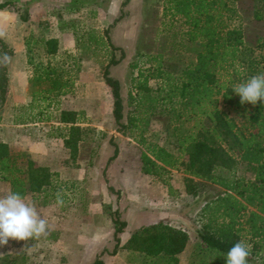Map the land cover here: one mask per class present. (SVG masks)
<instances>
[{"label":"rangeland","instance_id":"rangeland-1","mask_svg":"<svg viewBox=\"0 0 264 264\" xmlns=\"http://www.w3.org/2000/svg\"><path fill=\"white\" fill-rule=\"evenodd\" d=\"M124 1L54 0L47 10L50 14H40V11L30 14L28 2L0 0V3H10L0 10V31L5 33L0 38L8 44L11 37L16 41L14 57L7 66V95L3 102L0 99V142L6 143L11 153H23L38 166L57 173L56 190L63 199L62 205L42 206L40 197L27 196L26 202L34 204L47 219L48 230L26 241L10 239L7 245L0 247V258L23 255L27 264H90L102 251L112 250L113 224L105 209L110 206L112 210H119L129 230L159 221L170 212V223L184 227L190 237L188 246L179 255V264H190L192 260L198 243L195 233L202 222L199 219L202 204L219 195L221 190L206 184L199 197L194 198L185 191L183 173L173 170L164 174L162 180H138L139 154L143 148L116 132L113 99L102 78L112 54L115 52L119 59L124 52L125 58L109 71L121 84L126 114L131 77L137 76L138 69L156 65L154 61L144 63L145 59L159 56L163 67L171 71L174 66L190 60V56L179 52L184 49V36L179 32L174 34L183 26L179 22L171 26L167 15L156 14L158 6L153 5L152 0H129L123 6ZM68 9L78 14H64ZM21 14H28L26 23L21 22ZM58 28L65 32L60 39L54 35ZM53 36L59 39L56 53L47 55L39 40ZM46 61L58 67L65 78L72 81L73 88L64 96L54 97L55 93H49L48 102L39 99L34 102V92L48 88L47 84L38 88L31 81L35 75L34 66L39 62L45 65ZM135 63L137 68H131ZM220 76V80H227L225 73ZM27 81L29 85L25 91ZM160 86V81L149 80L148 88L152 90L149 94L156 95ZM165 91L166 88L162 96ZM132 94H136V90L132 89ZM41 95L47 96L45 92ZM63 110L78 113L80 127L89 130L78 143L74 159L63 145L68 126L56 120ZM169 112V108H160L149 116L145 133L148 141L173 142V127L188 129L193 126L194 121L175 122ZM143 117L148 119L146 115ZM47 118L50 119L45 120ZM110 138H113L111 144ZM115 146L119 149L118 156L108 164ZM106 168L109 184L120 191L119 201L116 194L107 189L103 177ZM236 173L237 176H250L241 165ZM127 175L130 177L124 179ZM8 191V184L0 182V196ZM247 205L251 210V203ZM107 252L102 257L105 264H140L142 261L140 255L126 250H119L115 256ZM261 256L257 257L256 264H264V255Z\"/></svg>","mask_w":264,"mask_h":264},{"label":"trees","instance_id":"trees-1","mask_svg":"<svg viewBox=\"0 0 264 264\" xmlns=\"http://www.w3.org/2000/svg\"><path fill=\"white\" fill-rule=\"evenodd\" d=\"M9 4L0 3V10ZM247 4L245 0L242 2L244 12ZM27 15H20L22 23L28 21ZM192 22L195 24L196 20L192 19ZM211 25L207 21L197 36L200 49L192 55L187 54L190 60L176 64L171 68L173 72L163 67L159 56L145 59L144 63L154 61L156 65L138 69L137 76L131 77L126 114L121 84L109 71L125 58L124 52L119 59L115 52L112 54L102 78L113 99L112 117L116 132L143 148L139 154L142 174L162 180L164 174L180 171L185 176L186 192L194 198L199 197L206 184L221 190L219 195L202 204L199 215L202 222L195 233L198 243L190 264H226L227 251L241 240L249 245L247 264H256L257 257L264 255V100L256 105L241 104L240 96L233 88L252 76L264 74V21L257 15L243 14L241 27L227 30L223 35L213 27L214 24ZM190 39L194 40L195 36L190 35ZM39 44L45 54L56 53L57 39H41ZM3 53L13 58L15 52L0 38V54ZM194 58L196 61H192ZM137 66L135 63L131 68ZM222 73L227 80H220ZM34 74L31 81L38 88L42 84L48 86L34 92V102L38 99L48 102L51 99L49 93H55L54 97L64 96L73 88L72 81L48 61L45 65L42 62L36 64ZM149 80L161 82L156 95L149 94L152 91L148 88ZM7 87L8 70L0 66L2 102ZM132 89L136 94H132ZM42 92L47 96L41 95ZM143 106L145 111H142ZM160 108H169V115L175 122L194 121L193 126L188 129L173 127V142L164 140L163 145H159L148 141L145 133L149 116ZM56 120L68 126L63 145L74 159L78 143L89 130L80 127V115L74 111H60ZM111 143L113 138L109 139ZM118 152L115 146L108 164L117 158ZM240 165L250 173L249 177L237 176L236 169ZM106 171L107 168L103 170V177L107 189L116 194L119 201L120 191L109 184ZM57 177V173L38 166L27 155L11 153L9 146L0 142V182L8 184V193H19L23 198L37 195L42 199V206L57 203ZM248 203H251V210ZM105 209L113 224L114 244L111 251H102L90 264H105L104 253L115 256L119 250L140 255V264H179V255L188 246L190 238L185 229L173 225L168 219H161L129 230L128 222L121 218L118 209L112 210L110 206ZM0 264L27 263L23 255H11L0 258Z\"/></svg>","mask_w":264,"mask_h":264},{"label":"crops","instance_id":"crops-1","mask_svg":"<svg viewBox=\"0 0 264 264\" xmlns=\"http://www.w3.org/2000/svg\"><path fill=\"white\" fill-rule=\"evenodd\" d=\"M16 3L28 2L30 4L29 13L36 14L40 11V14H50L49 9L51 8L54 0H14ZM244 0H152L153 5H156V14H165L170 20V25L179 22L183 26L179 30L177 28L174 34L179 32V35L184 36V49L183 51L192 55L193 52L200 49L198 46V34L200 33L202 26L206 25V22H210L213 27L220 31L223 35L227 30L238 29L241 27V19L243 14H254L264 21V0H245L248 6L244 12L242 9L245 8ZM68 5V4H64ZM50 6V7H49ZM48 10V11H47ZM64 14H78L75 10L68 9ZM182 14H185L182 15ZM196 20V23L192 22ZM217 24V25H216ZM211 25V26H212ZM216 25V26H215ZM169 30V29H168ZM58 33H54L57 37L64 35V30L59 28L56 30ZM190 35H194L195 39L191 40ZM54 39H58L53 36ZM49 39H51L49 37ZM58 39V40H59ZM15 39L10 38L9 44L12 48L16 46ZM183 51H179L181 54ZM196 61L194 58L192 61ZM25 91L28 88V81L25 82ZM27 93V92H26ZM159 145H163L162 142H156ZM184 175V174H183ZM130 176H125L124 179H128ZM135 176L133 175L132 178ZM138 180H152V177L146 176L141 172H138ZM153 183V182H152ZM154 184V183H153ZM185 186V185H184ZM182 190L179 189V192ZM186 191V190H185ZM166 213V212H165ZM164 215V213L162 214ZM170 212L166 213L161 219H169ZM182 227V226H180ZM184 229V227H182Z\"/></svg>","mask_w":264,"mask_h":264},{"label":"clouds","instance_id":"clouds-1","mask_svg":"<svg viewBox=\"0 0 264 264\" xmlns=\"http://www.w3.org/2000/svg\"><path fill=\"white\" fill-rule=\"evenodd\" d=\"M4 35L0 31V37ZM11 60L7 53L0 54V66L7 67ZM233 91L240 96L241 104L256 105L258 101L264 100V74L252 76L246 82L235 85ZM57 204H63L60 193H57ZM47 230V219L19 193L9 192L0 196V247L7 245L10 239L26 241L38 238ZM248 256L245 242L238 241L227 251L226 264H247Z\"/></svg>","mask_w":264,"mask_h":264}]
</instances>
